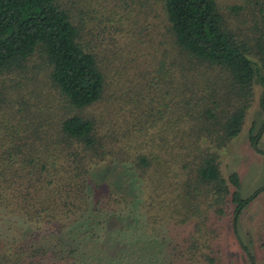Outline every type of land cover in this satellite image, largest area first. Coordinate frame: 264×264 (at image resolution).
Listing matches in <instances>:
<instances>
[{"label":"trees","instance_id":"1","mask_svg":"<svg viewBox=\"0 0 264 264\" xmlns=\"http://www.w3.org/2000/svg\"><path fill=\"white\" fill-rule=\"evenodd\" d=\"M153 1L167 46L155 68L159 106L141 108L154 127L146 131L148 139L139 142L135 136L141 146L134 147L135 126L127 124L123 110L116 132L89 108L104 98L113 56L137 43V30L149 17L146 0L141 5L130 0L131 7L121 3L128 14L134 10L129 21L112 0L106 11H88L85 18L66 0H0V75L17 73L35 56L47 68L63 112L45 136L57 150L50 160L24 169L19 159L7 157L0 169V207L54 231L79 211H100L110 200L131 201L135 186L144 184L150 204L158 199L174 213L179 206L182 212L175 215L181 219L175 223L190 222L173 245L176 255L185 264H220L219 224L229 219L230 205L233 223L264 190L263 180L241 196L236 172L224 177L218 166V150L240 131L255 83L264 113V2L246 12L249 0ZM263 124L264 119L255 132L249 129L251 144ZM14 163L18 169H11ZM234 235L254 264L247 244L236 230ZM259 238L264 251V232ZM62 257L49 246L19 245L0 251V264H55Z\"/></svg>","mask_w":264,"mask_h":264},{"label":"rangeland","instance_id":"2","mask_svg":"<svg viewBox=\"0 0 264 264\" xmlns=\"http://www.w3.org/2000/svg\"><path fill=\"white\" fill-rule=\"evenodd\" d=\"M112 1L119 3L115 7L121 13L128 14L121 3L127 2L131 7L130 0ZM137 1L141 5L144 0ZM218 1L227 4L245 3L246 0ZM146 2L149 17L146 16L143 26L137 30V43L121 51L118 57L113 56L108 67L104 98L89 108L96 115L104 117L116 132L123 110L127 124L135 126L130 134L134 147L141 146L135 136L139 142L148 139L146 131H152L154 127L150 113L143 115L141 108L148 110L151 107L155 111L159 106L161 83L155 75V68L162 60L163 46H167L163 43L161 17L156 15L160 11L158 4L153 0ZM249 2L250 7L244 8L246 12L256 11L258 4L264 0ZM66 3L71 4L74 11L77 8L84 16L88 11L96 13L101 8L106 11L111 0H66ZM129 7L124 6L125 10ZM261 9L264 10V7ZM133 12V9L129 11L128 21ZM260 91L261 86L255 83L253 99L245 112L240 131L218 150L221 174L226 177L229 172H236L241 196L247 195L264 180V155L248 141L249 128L252 125L257 127L262 117L258 107ZM0 92V169H5L9 163L8 156L19 159L24 169L50 160L57 150L51 145L48 147L45 141L48 137L45 136L48 133L51 136L53 126L63 112L60 97L48 81L45 65L31 56L22 70L0 75ZM137 118L141 121L136 122ZM257 146L264 149V131ZM19 163H14L11 169H18ZM146 190L144 184L135 186V197L131 201L110 200L106 208L100 211L83 214L79 211L62 219L65 226L54 231L46 223L33 225V220L1 205L0 251H11V248L19 245L49 246L57 255H63L60 261H53L55 264H185L184 258L176 255L173 245L190 228V222L175 223L181 219L179 214H175L182 212V209L176 206L174 213L158 199L150 204ZM229 208V219L219 224L218 262L250 264L236 240V230L240 239L247 244L254 264H264V251L259 238L264 232V190L242 208L233 223L230 221L232 205Z\"/></svg>","mask_w":264,"mask_h":264},{"label":"flooded vegetation","instance_id":"3","mask_svg":"<svg viewBox=\"0 0 264 264\" xmlns=\"http://www.w3.org/2000/svg\"><path fill=\"white\" fill-rule=\"evenodd\" d=\"M263 105H264V98H263ZM259 107V106H258ZM260 109V108H259ZM260 112H261V114H262V117H261V119H260V121H259V124H258V126L256 127H254L253 125L250 127V128H253L252 129V131L253 132H255L256 130H257V128L260 126V124H261V122L263 121V119H264V113L261 111V109H260ZM249 128V129H250ZM264 131V124H263V127H262V130L260 131V133H259V135L255 138V142L253 143V144H251L250 142V140L248 139V141H249V143L251 144V146L256 150V151H258V152H260V150H264V149H261V148H259L258 146H257V143H258V140H259V138H260V136H261V133ZM261 153V152H260ZM263 154V153H262ZM264 155V154H263ZM242 210V209H241ZM238 216V215H237ZM237 218V217H236ZM235 221V220H234ZM233 221V222H234Z\"/></svg>","mask_w":264,"mask_h":264}]
</instances>
